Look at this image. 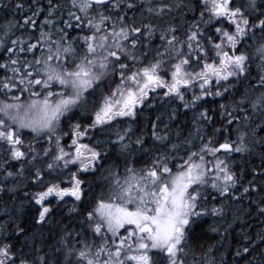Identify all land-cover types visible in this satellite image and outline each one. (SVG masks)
I'll list each match as a JSON object with an SVG mask.
<instances>
[{
	"label": "snow or ice",
	"instance_id": "snow-or-ice-1",
	"mask_svg": "<svg viewBox=\"0 0 264 264\" xmlns=\"http://www.w3.org/2000/svg\"><path fill=\"white\" fill-rule=\"evenodd\" d=\"M0 7L14 12L0 26V193L15 194L27 179L37 189L23 193L37 225L70 198L69 214L93 238L66 231L59 246L31 252L0 241V264H225V254L209 259L214 245L197 252L193 241L207 217L208 230L220 232L225 201L247 197L264 216V0H0ZM160 100L191 111L194 131L172 142L157 116L150 136L158 146L145 148L143 133L132 139V123ZM121 118L132 123L109 133ZM177 118L173 109L168 119ZM138 152L148 157L140 168ZM113 153L123 157V173L109 163ZM231 255L234 264H264V230L245 233Z\"/></svg>",
	"mask_w": 264,
	"mask_h": 264
},
{
	"label": "trees",
	"instance_id": "trees-1",
	"mask_svg": "<svg viewBox=\"0 0 264 264\" xmlns=\"http://www.w3.org/2000/svg\"><path fill=\"white\" fill-rule=\"evenodd\" d=\"M5 2L11 5L13 0H5ZM60 2L64 4L67 3V0H60ZM173 14L178 15L179 13L177 11ZM13 15L14 12L11 7L7 9L0 7V26H3L6 21L12 19ZM20 34V32L15 33L16 36ZM0 36H2V32H0ZM11 38H15V36H12ZM2 74V71H0V75ZM59 90L58 86L53 88V91ZM26 98L27 95L25 94L24 99ZM4 99H6V97L0 94V100ZM89 99L92 100L94 98L90 97ZM9 102L11 101L9 100ZM178 104L160 100L155 102V107L153 109H146L136 122L132 123L126 118H121V121L115 123L111 129H108V132H115L119 129L127 127L129 123H132V139H135L137 135H141L143 133L146 140L144 147L152 148L154 143L158 146V142H153L151 139L150 122L154 121L157 116H160V128L163 129V125L167 123L169 125V135L172 142L180 143L188 136L189 132H192L194 129L192 125V112L184 110L182 106L178 107ZM205 106L215 107V105ZM173 109L178 110V118L176 120L169 121L168 116ZM74 112V119L79 118L82 123L88 122L87 114L81 116L79 110H74ZM67 123L68 121L65 119L62 124L65 131H67ZM177 131L180 132L179 138L176 136ZM100 138L108 139L109 136L105 135ZM110 138L115 139V136L112 135ZM161 151H163L162 148ZM179 154L183 155L184 153L181 151ZM138 155L140 156L138 160L136 159L134 165L136 168L142 167L144 162L148 159L147 155L141 152ZM117 156L118 153H113L112 160H110L109 163L114 161L119 164L120 171L123 173V157L117 159ZM2 158L3 153L0 152V159ZM258 163V158L252 159L249 161V164L244 165V167L247 168L249 166H255ZM14 166L18 167V165ZM25 177H27V173L25 174ZM46 179L48 178L46 177ZM88 179L91 180L92 178L88 177ZM246 179H251V176H247ZM12 183L13 181L10 179L9 184L11 185ZM257 183H259V179L257 180ZM29 190L35 191L37 189L32 186L27 179L21 178L18 184V190L15 194L0 193V241L12 243L16 249H22L24 252H31L33 248L47 251L49 245L59 246L58 242L60 238L64 236L66 231H71L73 234L80 232L81 239H86L88 242H92L93 238L91 233L84 231L82 218L75 216L74 214H69L68 208L71 206L70 198L63 206L53 207L52 214L47 223L37 225L34 220L36 209L23 195L24 192ZM93 190L96 193H99L101 189L97 187L96 184H93ZM251 195L254 200H259L261 196L260 193H252ZM233 202H236L237 204L232 203V205L228 206L229 212L223 220H216L219 222L217 223L220 228L219 233H214L208 230V226L209 224H212L214 218L207 217L203 221L198 222L199 226L196 227L197 238L193 241V245L196 247L197 252L200 251L199 245H203L205 249L214 245L215 247L209 256V259L214 257L216 261L219 262L221 255L225 254V264H234L231 253L237 247L238 241L242 240L245 233L255 236L257 232L264 230V216L258 215L256 206L251 204L247 197H245L242 201ZM53 205H55V201H53ZM235 205H238L239 207H234ZM16 225H19V227L24 230L23 234H17ZM229 225H231V227H229ZM226 228L228 229V232L222 239L221 236L224 234Z\"/></svg>",
	"mask_w": 264,
	"mask_h": 264
},
{
	"label": "rangeland",
	"instance_id": "rangeland-1",
	"mask_svg": "<svg viewBox=\"0 0 264 264\" xmlns=\"http://www.w3.org/2000/svg\"><path fill=\"white\" fill-rule=\"evenodd\" d=\"M194 131V130H193ZM97 135H99V134H97ZM138 154H140V152H138V153H136V159L138 160V158H139V156L140 155H138ZM124 162V161H123ZM232 203H234V202H228V203H226V205L227 206H230V205H232ZM239 207L238 205H235L234 207ZM229 212V211H228ZM214 222V220L212 221V223ZM216 223H219L218 221H215Z\"/></svg>",
	"mask_w": 264,
	"mask_h": 264
},
{
	"label": "flooded vegetation",
	"instance_id": "flooded-vegetation-1",
	"mask_svg": "<svg viewBox=\"0 0 264 264\" xmlns=\"http://www.w3.org/2000/svg\"><path fill=\"white\" fill-rule=\"evenodd\" d=\"M256 71H257V69H256V67L254 66V67H253V71H252V75H253V76H255ZM157 95H162V93H158ZM217 102L219 103V102H222V101H219V99H218ZM173 103H174V102H173Z\"/></svg>",
	"mask_w": 264,
	"mask_h": 264
}]
</instances>
